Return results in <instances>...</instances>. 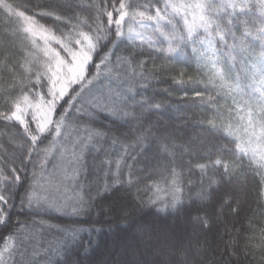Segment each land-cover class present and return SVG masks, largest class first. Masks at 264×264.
<instances>
[{"label":"trees","instance_id":"16d2710c","mask_svg":"<svg viewBox=\"0 0 264 264\" xmlns=\"http://www.w3.org/2000/svg\"><path fill=\"white\" fill-rule=\"evenodd\" d=\"M214 1L186 19L194 31L173 57L118 35L125 4L153 11L162 0H0V264H264V173L195 53L207 40L248 96L251 56L264 57V4ZM171 28L156 40L179 35ZM107 55L139 65L141 78L115 109H79L77 93L102 80ZM56 56H86L61 88L50 76ZM27 100L48 119L25 111ZM65 123L93 133L70 211L34 197ZM48 238L57 246L35 255Z\"/></svg>","mask_w":264,"mask_h":264},{"label":"rangeland","instance_id":"374dc122","mask_svg":"<svg viewBox=\"0 0 264 264\" xmlns=\"http://www.w3.org/2000/svg\"><path fill=\"white\" fill-rule=\"evenodd\" d=\"M250 1L215 0L214 4L217 6L224 3L229 7L240 9L247 6ZM260 1L264 4V0ZM200 2L201 0H162V6L155 7L153 11L145 7L125 4L116 18L119 38H124L136 45L162 50L168 56L181 55L184 53L185 33L191 34L194 31L186 19L191 18L194 12L199 10ZM173 15L179 19L173 18ZM177 20L184 23V29L180 32L175 28L178 24ZM164 23L169 24L172 31L179 35L163 33L157 41L155 30ZM36 33L39 34V32ZM201 48H197L195 52L199 70L213 86H219V90L223 93L221 95V100L224 102L222 108L230 119L231 131L238 140L240 149L248 154L255 166L264 173V57L251 56L254 62L248 65L247 69L250 92L248 96H244L231 80L228 67L217 63L216 52L210 43L204 40ZM85 58L86 56L82 60L75 59L74 63L70 64L64 63L59 56H56L51 68V80L55 81L59 88L75 80L82 72ZM103 66L102 80L77 93L75 103L79 109L89 107L109 111L115 109L121 97L128 95L135 82L141 78L142 72L139 65H134L119 56L109 58L107 55ZM42 108L29 100L26 101L25 111L31 109L37 113L39 118L47 120L49 114ZM92 134L86 129L72 127L69 123L57 128L50 150V163L34 194L36 199L48 202L61 210L73 209L80 193L79 186H77L80 159ZM47 236L44 235V237ZM56 246L57 241L48 238L41 243L35 241L33 251L37 250L35 255L39 256L41 252L50 251ZM50 256L47 253L44 258Z\"/></svg>","mask_w":264,"mask_h":264},{"label":"snow or ice","instance_id":"6c2138e0","mask_svg":"<svg viewBox=\"0 0 264 264\" xmlns=\"http://www.w3.org/2000/svg\"><path fill=\"white\" fill-rule=\"evenodd\" d=\"M118 23H119V21H118Z\"/></svg>","mask_w":264,"mask_h":264}]
</instances>
